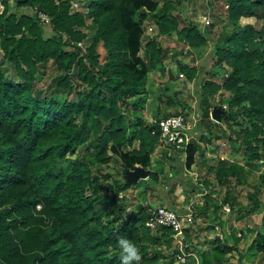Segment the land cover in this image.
<instances>
[{
    "label": "trees",
    "instance_id": "16d2710c",
    "mask_svg": "<svg viewBox=\"0 0 264 264\" xmlns=\"http://www.w3.org/2000/svg\"><path fill=\"white\" fill-rule=\"evenodd\" d=\"M15 1L33 13L0 15L1 57L14 66L16 76L0 66V264H120L117 235L138 246L139 264H160L163 256L156 246L163 238L174 240V232L148 228L146 209L120 208V194L134 184L124 178L108 184L111 176L93 168L108 162L111 153L122 158L124 171L150 170L161 145L156 125L142 117L134 123L123 114L142 106L149 74L164 72L166 58H174L158 38L143 40L144 23L154 20L158 37L176 33L192 48L204 45L207 37L191 24L180 28L167 11L173 0H162L159 12V0H91L80 11L73 10L71 0ZM225 1L234 31L216 49L212 68L230 72L222 85L206 80L202 86L200 113L207 134L201 139H220L227 132L223 125L233 122L239 129L233 130L234 139L246 147L249 163L259 162L264 153V0ZM40 12L49 16L48 24H39ZM243 18L263 24L259 29L242 25ZM89 24L95 28L91 38L84 31ZM99 45L106 55L103 62ZM49 62L59 75L41 90L39 69ZM178 69L189 82L199 72L184 63ZM219 93H228L229 101L227 115L217 123L211 113ZM167 104L185 107L177 94L168 96ZM172 115L177 114L164 117ZM136 141L138 148L131 150ZM199 145L192 142L187 148L188 169L196 163ZM66 161V168L60 165ZM220 163L216 177L222 185L230 183L229 176H236L238 184L246 178L245 167ZM159 177L150 171L152 186ZM257 192L252 191V199ZM189 232L184 231L185 250L199 258L189 257L185 264H230L228 257L241 253L238 246L217 240L212 250L198 251ZM250 249L264 259V225ZM179 252L171 263H177Z\"/></svg>",
    "mask_w": 264,
    "mask_h": 264
},
{
    "label": "rangeland",
    "instance_id": "374dc122",
    "mask_svg": "<svg viewBox=\"0 0 264 264\" xmlns=\"http://www.w3.org/2000/svg\"><path fill=\"white\" fill-rule=\"evenodd\" d=\"M71 1L72 5L75 2L79 4L77 9L80 11L83 10L91 0ZM159 1H161L160 7L162 8L163 2L162 0ZM226 4L225 0H173L169 3L167 9L170 11V14L178 18L180 28L191 24L207 37V42L198 48H192L187 42L178 40L175 35L176 33L169 37V39H161L162 36L157 37L158 33L155 28L150 30L151 33H148L149 26L156 24L154 20L144 23L143 40L147 42L149 39H152L151 37L158 38L161 46L170 50V52L173 53L174 58H166L164 61V72L157 70L149 74L147 83L148 92L146 95L142 96V106L138 107L136 111L129 109L126 112H123L124 116L129 119L131 118V122L135 123L138 117H142L149 123L151 120H155L158 117H164L166 114H180L185 111H188L189 114H191L195 109L201 112L200 93L204 82L207 80L222 85L230 72L212 68L213 63L216 60V49L218 47H222L225 38L230 36L234 31L233 25L227 20L228 6ZM3 13L4 17L16 16L19 18L22 13L31 14L33 11L29 10L27 7L18 6L15 0H0V15ZM205 17L207 18V21L210 22L209 25H206L207 21H204ZM38 21L41 26L44 24L40 18ZM241 24H252L259 29L263 22L257 21L255 18H243L241 20ZM84 31L88 34L89 38H91L95 32V28L89 24ZM82 46L83 48L85 47V45ZM174 51H176V53ZM98 52L101 54V62H103L106 55L102 45L98 46ZM178 63H184L189 67H197L199 69L198 75L194 81H187L185 77L186 75L184 74L182 77L180 76L181 74L178 69ZM0 66L5 68L6 72L10 74L12 78L16 77L14 66L8 61H3L1 53ZM214 73L216 75H214ZM58 75L59 73L54 68L52 62H49L45 67H41L39 69L38 87H40L41 90L48 88ZM174 94H177V98L185 104L184 108L178 106L170 108L168 106L167 98L168 96H173ZM221 94L219 93L216 95L213 100V104L215 108L222 110L221 115H227L229 94L225 93L224 97L223 95L221 96ZM190 120L191 125H194V121H192V119ZM204 124L202 120L197 123V134L195 135L196 138L193 139L195 142L200 140L202 143L199 145L200 152L196 157V162L198 166L200 162L206 163V166L200 167V169L204 172L195 168L194 171L197 170L198 173L197 177L196 175H191L187 171L188 168L184 165L186 160L185 157L181 161L183 166L182 170L183 173L187 175V177H184L189 178L191 181H185L183 186L180 183V178L176 177L178 176V171L177 173L174 172L173 165H170L167 161H163L160 157V165L153 166L155 163L153 162L152 156V166L150 170H148H152L153 172L155 170L158 171L160 173V182L156 186L154 185L152 187L150 184L154 183H152L149 179L150 177L146 180L139 181V184L136 186H134V184L128 190L120 194L118 206L127 211L148 209L150 207L149 202L155 203L157 201H163L161 198L162 196L159 195V197L157 195H153V191H166L168 192V195H172L174 200H177L184 194L182 192V188H186L188 183L190 186L194 185L198 192L201 193L203 191L202 188L204 187L203 184L207 182L210 185L212 184V187L209 185L207 190H209L210 193H217L219 198L218 202L221 203L218 206L214 204L211 207L223 208L224 210L227 206L226 208H230V212L225 213L227 214V217H225L226 219L220 222L223 230L216 226H214V228L209 226V223L216 222L215 218L213 220L211 219L210 222H205L204 220L203 224H201L202 229L200 232L199 230L195 232L193 227H189V236L191 239L194 238V240L198 242L196 244H192V248L201 252L210 251L214 247L213 241L220 237L222 242H226L227 244L230 243L229 245L232 246H238L241 243L242 246H244L243 252H245L246 258L251 260L245 261L244 256L239 259V254L241 253L234 251L228 257V262L230 264H264V259L262 257L259 259L258 256L260 255H258L254 249H250V246L256 237L257 231L264 225V153L262 154L263 161L260 160L259 162L254 161L249 163V156L246 152V147L241 145L240 141L234 139L236 138V135L233 133V130L238 131V125L233 122L223 125L224 128L226 127L227 129L225 135L218 133L221 136L220 139L206 142L204 139H201L207 134L206 124ZM247 126L249 125L245 124L243 127ZM231 136L233 139H230ZM138 146L139 142L136 141L131 147V150L137 149ZM162 147H165L163 142H161V145H159L157 149L161 150ZM236 148L239 149L235 150ZM125 151L130 152V149H125ZM163 151L166 150L163 149ZM109 155L111 156V159L108 162H98L97 166L94 167L93 170H99L103 176L109 174L111 178L107 181V183L112 184L114 181L122 180L124 178L125 171L120 168L122 158L112 157L111 153H109ZM222 159L226 160L229 164L224 167L229 168L234 165H241L245 167L246 178L241 184H238V178L236 176H229V186L226 184L221 187V183L216 177V171L221 166L220 160ZM60 165L66 168L69 165V161L60 162ZM210 166H213L215 170L209 171ZM171 173L174 174L173 178L170 176ZM194 178H197V180L195 181ZM186 182L187 184H185ZM213 184H216V190V187L213 186ZM217 190H219V192H217ZM253 190H258V192L252 199L251 195ZM198 192L195 193L194 191H187V194H184L183 196L185 198L188 197V199H186L184 203H181V205H186L187 203V207H191L193 210L194 227L199 224L197 223V219L200 217L201 213H199L197 209L202 207L200 202L203 203L205 201L204 198L206 196L208 197L210 194L209 192H204V194L197 196L196 194ZM172 197H170V199H172ZM220 200L222 202H220ZM256 201L258 204H256ZM215 211L216 214L219 212V210ZM219 219L221 220L220 216ZM232 223H235L237 226L238 237H236V234L234 233L232 234V237L228 236L229 226ZM245 229L248 231L250 230L251 234L248 236L244 235L243 231ZM161 234L162 233H158L157 236L160 237L162 236ZM182 236L184 239L186 238L185 233ZM201 237L204 239H201ZM162 241L163 242L159 246H156L155 250V252L160 253L161 256H163L160 260V264H173L171 263L173 254L177 249H180V244L175 239L166 241V239L163 238ZM152 251L154 252L153 249ZM191 253L193 254L191 257L196 255V252L194 251Z\"/></svg>",
    "mask_w": 264,
    "mask_h": 264
},
{
    "label": "built area",
    "instance_id": "2783aa9c",
    "mask_svg": "<svg viewBox=\"0 0 264 264\" xmlns=\"http://www.w3.org/2000/svg\"><path fill=\"white\" fill-rule=\"evenodd\" d=\"M73 5V10L78 11L77 8L79 7V4L75 2ZM38 16L44 24L50 22V18L47 14L40 12ZM204 21H207L206 17L204 18ZM206 23V25L210 24L209 21ZM79 45L82 46V44ZM180 76L182 77L183 74ZM190 119L194 121V125H191ZM200 120H202L201 113L195 109L191 114H189L188 111H185L169 117L156 118L149 123L156 125L161 134V142H163L168 150L179 152L186 156L188 146L192 142H195L193 139L196 138V126ZM202 190L201 193L204 194V189ZM226 207L224 208V212H230V208ZM146 213L148 218L145 224L148 228L155 230L157 228L166 227L174 232V239L180 244V252L176 256L177 263L185 264L187 258L191 257L193 254L186 252L185 248L187 247V244L182 235L186 229L194 227L193 210L189 208L186 213L182 214L173 208L155 205L150 206L146 210ZM194 257L197 259L199 258L198 255H195Z\"/></svg>",
    "mask_w": 264,
    "mask_h": 264
},
{
    "label": "crops",
    "instance_id": "0c3cea01",
    "mask_svg": "<svg viewBox=\"0 0 264 264\" xmlns=\"http://www.w3.org/2000/svg\"><path fill=\"white\" fill-rule=\"evenodd\" d=\"M160 3H161V1H160ZM163 6H164V4H163ZM163 8V7H162ZM162 8L161 7H159V10H158V12L159 11H161L162 10ZM29 10H31V9H29ZM26 11H28V10H26ZM167 11H168V9H167ZM168 12H170V11H168ZM151 21H152V19H151ZM147 22H149V21H147ZM146 22V23H147ZM155 28V30H156V32L158 33L157 34V37H158V35H159V32H158V27H157V25H152V26H149V32L148 33H151L150 32V30H153ZM176 35V34H175ZM176 37H177V35H176ZM151 38H153V37H151ZM169 39V37H161V39ZM164 48H166V47H164ZM175 53H176V51H174ZM172 54V53H171ZM197 143L198 144H202L201 143V141L199 140V141H197ZM163 149L164 150H166V151H163ZM169 152V153H168ZM198 155V154H197ZM163 159V161H167L170 165H173V169H174V172L175 173H177V171H178V176H176V177H178V178H180V183L184 186V182L185 181H191L189 178H185L184 176H186L187 177V175L185 174V173H183V170H182V168H183V166H182V160L186 157V156H184L183 154H181V153H179V152H175V151H168V148L165 146L164 148L162 147V149L161 150H159V149H157L156 150V152L153 154V162L155 163V164H153V166H156V165H160V161H161V158ZM223 160V159H222ZM156 161V162H155ZM159 163V164H158ZM185 165V164H184ZM201 166H206V163L205 162H200L199 163V166L197 165V162L191 167V169L190 170H188L187 169V171L191 174V175H196V177H197V170H195L194 171V169L195 168H198L199 169V171L201 170V172H204V171H202V169H200V167ZM211 170V166H210V168H209V171ZM200 172V173H201ZM175 175H177V174H175ZM201 175H203V174H201ZM171 178H173V176H174V174L173 173H171ZM194 180L196 181L197 180V178H194ZM193 180V181H194ZM190 183H192V182H190ZM185 184H187V182L185 183ZM151 185V184H150ZM188 186L186 187V188H182V192L184 193V194H187L186 192L187 191H191V192H198V190L196 189V187L193 185V186H190L189 185V183L187 184ZM204 185V187L202 188V189H204V192H206V193H208L209 192V190H207V188H208V186L210 185V184H208L207 186L205 185V184H203ZM152 186V185H151ZM213 186H215L216 187V184H213ZM153 187V186H152ZM210 187H212V184L210 185ZM221 187H223V185L221 184ZM226 187V186H225ZM217 189V187L215 188V190ZM217 192H219V190H217ZM164 195V194H166V195H162V194ZM168 192H166V191H161V190H159V191H153V195H157V196H162L161 198L163 199V201H157V202H149V206H155V205H158V206H166V207H169V208H173V209H175V210H177V211H179L180 213H182V214H184V213H186L187 212V210L190 208L191 209V207H187V203H186V205L185 204H183V205H181V203H184V201H186V199H188V197L187 198H185L183 195L182 196H180L179 197V199H177V200H174V198L172 197V195H168L167 194ZM194 193V194H195ZM210 193V192H209ZM197 196L198 195H202V193H200V192H198L197 194H196ZM210 195V196H209ZM208 195V197L206 196L204 199H205V201L202 203V202H200V205H202V207L201 208H198L197 210H198V212L199 213H201L200 214V217L197 219L198 220V222L197 223H199L198 225H196L195 227H193L194 228V231L195 232H197L198 230H199V232H200V230L202 229V226H201V224H203V222H204V220H205V222H210L211 221V219L213 220L214 218H215V220H216V222L215 223H209V226L210 227H212V228H214V226H216V227H218V228H221L222 230H223V228L221 227V221H223V220H225L226 218L225 217H227L226 215L227 214H225V212H224V210H223V208H214V207H211L212 205H214V204H216L217 206L218 205H220L221 203H219L218 201H219V198H218V194L217 193H213V192H211L210 194ZM159 196V197H160ZM158 197V198H159ZM170 197H172V199H170ZM208 198H209V200H208ZM211 198V199H210ZM220 202H222L221 200H220ZM147 207V206H146ZM148 208V207H147ZM197 208V207H196ZM147 210V209H146ZM215 210H219V212H217V214H216V211ZM219 216L221 217V220L219 219ZM237 226L235 225V223H232V224H230V226H229V232H228V236H231L232 237V234L234 233V234H236V237H238V233H237ZM249 233V234H248ZM243 234L244 235H250L251 234V231L249 230H247V229H245L244 231H243ZM189 235H190V232H189ZM194 235H196V234H194ZM234 237V236H233ZM187 238V237H186ZM191 238V237H190ZM235 238V237H234ZM233 238V239H234ZM201 239H204V238H202L201 237ZM229 239V238H228ZM189 240V239H188ZM190 241V243L191 244H196V243H198L197 241H195L194 240V238H192V239H190L189 240ZM227 244V243H226ZM230 244V243H229ZM238 248L240 249V251H241V254H239V259H240V256H244V260L245 261H248V260H250V259H247L246 258V254H245V252H243V249H244V246H242V244L240 243L239 245H238ZM255 253V252H254ZM258 255H260V254H258ZM262 256L260 255V256H258V258L260 259ZM251 261V260H250Z\"/></svg>",
    "mask_w": 264,
    "mask_h": 264
},
{
    "label": "clouds",
    "instance_id": "9594fccd",
    "mask_svg": "<svg viewBox=\"0 0 264 264\" xmlns=\"http://www.w3.org/2000/svg\"><path fill=\"white\" fill-rule=\"evenodd\" d=\"M116 243L120 264H139L141 260L140 250L130 238L117 235Z\"/></svg>",
    "mask_w": 264,
    "mask_h": 264
},
{
    "label": "water",
    "instance_id": "95a60500",
    "mask_svg": "<svg viewBox=\"0 0 264 264\" xmlns=\"http://www.w3.org/2000/svg\"><path fill=\"white\" fill-rule=\"evenodd\" d=\"M222 110L219 108H215L211 114L212 120L220 123L222 118ZM150 177V171L143 168L137 167L134 170H127L125 171L124 180L130 184H137L141 180H146ZM219 243H221V238L218 237L216 239ZM226 245V244H225Z\"/></svg>",
    "mask_w": 264,
    "mask_h": 264
}]
</instances>
